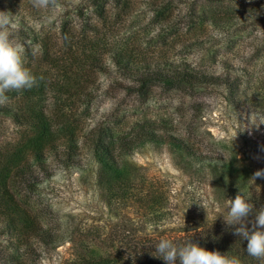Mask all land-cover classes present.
I'll return each instance as SVG.
<instances>
[{
    "label": "rangeland",
    "instance_id": "374dc122",
    "mask_svg": "<svg viewBox=\"0 0 264 264\" xmlns=\"http://www.w3.org/2000/svg\"><path fill=\"white\" fill-rule=\"evenodd\" d=\"M106 1L108 27L91 0H57L58 6L47 8L32 0H0V12L15 25L10 39L24 45V66L32 71L65 59L71 44L84 43L91 52L89 46L99 45L104 62L92 73L95 96L78 108L85 129L108 126L117 135L139 120H165L176 135L190 140V148L147 142L124 154L120 168L102 167L87 146L69 167L50 158L51 175L22 192L41 222L62 233L63 240L39 244L34 254L19 258L26 264H65L75 251L69 242L74 233L99 231L105 237L122 217L144 223L153 211L144 216L132 204L117 207L118 191L134 183L164 187L156 216L164 234L175 236L183 233L182 226L192 232L216 213L226 215L228 199L240 190L254 193L259 186V193L264 191V177L252 180L264 169V124L245 130L250 117L264 118V0ZM65 22L75 29V38L65 39ZM84 37L96 42L90 45ZM117 51L126 53L129 68L115 63ZM137 68L162 73L146 81L141 92L131 73ZM181 71L224 76L232 84L178 82ZM25 127L0 113V145L18 141ZM150 225L140 226L139 234H155ZM8 237L0 233V264L5 255L17 253L15 247L7 249ZM89 245L90 254L111 249L104 240Z\"/></svg>",
    "mask_w": 264,
    "mask_h": 264
},
{
    "label": "trees",
    "instance_id": "16d2710c",
    "mask_svg": "<svg viewBox=\"0 0 264 264\" xmlns=\"http://www.w3.org/2000/svg\"><path fill=\"white\" fill-rule=\"evenodd\" d=\"M91 1L93 11L103 17L107 12V1ZM107 21L110 20L105 15V22ZM108 26L110 25L107 22L105 27ZM62 29L63 32L65 29L67 34L66 40L75 38V29L68 28L66 22ZM97 32L101 33V30L98 29ZM100 35L101 38L104 37L105 32ZM84 38H88L87 42L90 45L96 42L93 40L94 37ZM102 40L99 39L100 42ZM85 46L84 43L77 46L71 44L65 59L56 58L55 64L44 71H32L27 67L36 77V85L31 89L6 92L5 95L10 102L0 104V113L9 115L16 124L26 126L25 134L18 141H8L0 145V233L10 235L7 249L12 246L17 250L16 255L9 258L5 255L2 264L11 262L26 264L24 256L34 254L39 244L52 246L63 240L62 233L46 227L41 222L23 198L22 192L23 189H33L51 175L50 158L69 167L75 156L81 153L82 146H87L102 167L120 168L124 154L147 142L170 144L184 151L190 148L188 144L190 140L176 135L165 120H139L117 135L112 132L110 134L108 126L97 125L89 130L85 129L82 117L78 116V108L80 104L86 105L95 96L94 89L90 87L95 77L92 73L104 62L103 52H98L97 43L89 46L95 50H92L94 52L86 51ZM126 57L125 52L117 51L114 61L119 67L129 68L124 62ZM155 72V69L149 68L148 70L137 68L131 72L137 76L134 80L139 84L141 92L146 81L162 73ZM176 80L196 84L209 81L232 84L224 76L208 77L188 71L179 72ZM81 133L84 138L82 143ZM140 183L144 182L126 186V191L124 189L118 191L116 196L120 197L121 201L117 207L123 208L126 207L125 204H132L130 207H138L139 212L141 209L144 210V216L148 211H153L146 221L139 224V221L137 223L133 218L122 217L105 237L99 231L90 236L88 232L74 233L69 237V242L73 243L75 251L73 257L66 260L65 264H133V257L135 264H166L163 259L154 256L158 255L155 249L161 239H169L177 245L193 241L209 251H219L229 257L238 258L241 264H264L261 260L248 255L247 241L233 234L234 228L229 227L224 221L223 216L226 215L220 213L207 220L200 230L194 228V231L190 232V229L182 226L181 235L164 234L166 229L160 227L156 212L164 204L165 189L160 186L152 188L151 185L144 189L138 185ZM244 194L255 208L264 206V191ZM253 218L254 214L249 220ZM147 223L154 227L155 234H139L140 226ZM12 238H15V242ZM102 240L111 249L102 254L93 252L90 254L89 244L92 242L98 245ZM20 257L25 258L23 262Z\"/></svg>",
    "mask_w": 264,
    "mask_h": 264
},
{
    "label": "clouds",
    "instance_id": "9594fccd",
    "mask_svg": "<svg viewBox=\"0 0 264 264\" xmlns=\"http://www.w3.org/2000/svg\"><path fill=\"white\" fill-rule=\"evenodd\" d=\"M32 2L37 8L58 6L57 0H32ZM10 28H15L11 18L7 13L0 12V104L7 101L6 92L31 89L37 83L36 77L24 66L25 47L10 39ZM35 50L34 46L33 51ZM250 122V126L245 130H249L253 125L259 128L264 124V118L250 117ZM258 177H264V169L256 171L252 180L255 181ZM256 191L260 192L259 186L256 187ZM253 214L254 218L249 220ZM223 217L225 223L234 228L233 234L247 241L248 255L264 262V206L255 208L240 190L234 199H228L227 214ZM155 250L158 255L154 256L163 259L166 264H241L238 258L229 257L219 251H209L193 241L177 245L169 239H161ZM133 264H135L134 257Z\"/></svg>",
    "mask_w": 264,
    "mask_h": 264
}]
</instances>
